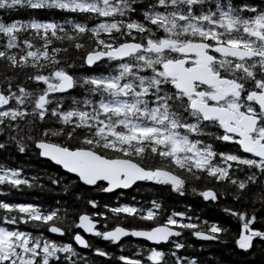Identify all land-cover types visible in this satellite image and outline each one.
<instances>
[{
  "label": "snow or ice",
  "instance_id": "1",
  "mask_svg": "<svg viewBox=\"0 0 264 264\" xmlns=\"http://www.w3.org/2000/svg\"><path fill=\"white\" fill-rule=\"evenodd\" d=\"M24 8L53 15L11 18ZM0 13V152L34 153L58 169L44 173L49 188L0 164V196L35 187L64 194L49 204L0 199V264H97L92 253L109 264L112 253L75 229L112 244L128 235L169 242L167 252L147 250L152 264H199L173 250L185 247L176 239L184 230L205 241L231 237L246 252L264 246V0H0ZM138 182L180 196L190 189L236 217L239 231L186 211L159 222L157 200L104 204L112 216L76 206L97 208L89 189ZM252 186L259 191L250 195ZM113 216L151 223L107 228ZM29 224L67 235L89 255L24 230Z\"/></svg>",
  "mask_w": 264,
  "mask_h": 264
},
{
  "label": "trees",
  "instance_id": "2",
  "mask_svg": "<svg viewBox=\"0 0 264 264\" xmlns=\"http://www.w3.org/2000/svg\"><path fill=\"white\" fill-rule=\"evenodd\" d=\"M0 15L3 14L0 13ZM49 15H53V13L34 11L24 8L12 13L11 18L19 20H28L32 17L44 19L48 18ZM54 15L57 19H63L67 14L56 12ZM25 38H29V34L27 32H22L20 34V39ZM2 42L3 38L0 37V43ZM32 42L37 45L40 43V41L37 39H33ZM13 51L17 50L13 49ZM0 164L12 168L20 167L23 170V175L26 177H37V180L35 181L37 185L44 184L49 188H54V186L48 184L47 177L44 175V173L47 171L50 174H54L56 171H58V169L49 166V163L46 160L40 159L34 153L25 155L19 154L14 150L0 152ZM61 174H63L62 171ZM192 186L197 187L198 189L200 188L199 184H194ZM208 186L215 187V185L211 183ZM57 191L58 190L48 192L47 190H42L39 187L23 188L19 191L13 189L8 192L7 196H0V199H4L6 202H32L49 204L52 203V197H55L56 200H60L64 195L63 193L57 194ZM88 191L89 198L97 200L98 204L97 208L93 209L90 205H86L82 201L78 202L76 206L80 210L86 212L105 211L107 215L112 216L113 214L108 213L107 209L103 208L104 204H109L110 207H113L118 203H128L127 201H129L130 198L133 199V197H135V201L132 200L131 202H134L138 208L146 207L147 205L145 202L147 201L157 200L158 202H162L163 209L160 212L159 222H163V220L166 218V215L173 211H186L188 216L199 217L201 222H215L223 224L230 230L231 233H238L239 231L240 221L236 217L229 216L228 214L221 211V208L217 207L214 202L209 203L204 201L202 197H200L197 193H193L190 189L187 190L183 196H180L176 193L168 191L167 189L153 187L150 183H140L133 187V189L129 192H125V190H117L112 193H103L98 189H89ZM255 191H259V188L257 186H252L250 189V195ZM139 198H141L140 202L136 203ZM119 200L121 202H119ZM222 204H226L233 208L240 207V205L233 204L230 199L222 201ZM188 205H191V208H188ZM2 211L3 210H0V212ZM103 219V217L100 218L101 221ZM115 222H119L125 227L145 226L151 223L132 219L126 216L123 219L117 220V218L113 216V219L108 222L107 228L113 227ZM193 222L197 221L193 219ZM259 226L260 225H257V227ZM99 228L100 230H106L102 224H100ZM24 230L32 231L34 235L43 233L44 236L57 241L72 242L73 247L82 256L89 255V250L79 247L74 241H70L67 235L58 236L49 233L44 229L43 225L29 224L24 226ZM75 230L79 231V229ZM176 239L178 242L185 244V247L182 249H173L176 254L188 258L195 256L199 264H264V246L258 245L254 247V249L246 252L237 248L232 242L231 237L228 238L226 243L205 241L192 236L190 234V230H184L182 236ZM88 241L93 246L100 247L112 253L110 257L103 258V260L108 261L109 264H125V262L119 261L118 259V257L121 255H126L130 258L141 260V264H152V262L148 260L147 250L151 247H156L152 246V244L145 239L134 240L131 238H125L119 242H116L115 244H112L101 237L94 236ZM121 244H123V248L120 247ZM159 247L167 252L170 248V244L169 242L161 243ZM91 258L96 259L97 264H101V258L96 257L94 253L91 254ZM166 259H169L171 264L170 257H166Z\"/></svg>",
  "mask_w": 264,
  "mask_h": 264
},
{
  "label": "flooded vegetation",
  "instance_id": "3",
  "mask_svg": "<svg viewBox=\"0 0 264 264\" xmlns=\"http://www.w3.org/2000/svg\"><path fill=\"white\" fill-rule=\"evenodd\" d=\"M208 131H211V132H214V133H217V134H220L221 132H222V130H218V129H216V128H210V129H208ZM217 147H219L221 150H235L236 149V145L235 144H233V143H230V142H221L220 143V145H216ZM221 146V147H220ZM137 184H140V182H138ZM136 184V185H137ZM135 185V186H136ZM135 186H133V187H135ZM133 187H132V189H133ZM132 189H123V190H125V192H129L130 190H132ZM118 190H122V189H118ZM112 193V192H111ZM132 197V196H131ZM133 199H129V201H127L128 203H133V202H131ZM140 200H141V198H139L138 200H137V202L136 203H138V202H140ZM142 200H143V198H142ZM119 202H121L120 200H119ZM99 226H100V223H98V228H99ZM111 228V227H110ZM79 231L82 233V234H85L84 232H83V230L82 229H79ZM86 235V234H85ZM86 237H87V239L89 240L90 238H92V237H94V235H86ZM125 238H131V239H134V240H137V239H135V238H133L131 235H128V236H125V237H123L121 240H123V239H125ZM120 240V241H121ZM140 240H142V239H140ZM117 242H119V241H117ZM149 242V241H148ZM150 243V242H149ZM152 244V246H156V247H159L160 245H157V244H153V243H151ZM161 248V247H160Z\"/></svg>",
  "mask_w": 264,
  "mask_h": 264
},
{
  "label": "water",
  "instance_id": "4",
  "mask_svg": "<svg viewBox=\"0 0 264 264\" xmlns=\"http://www.w3.org/2000/svg\"><path fill=\"white\" fill-rule=\"evenodd\" d=\"M118 189H116V190H114V191H117ZM113 191V192H114ZM97 227H98V224H97ZM52 234H54V233H52ZM82 234V233H81ZM86 235H92V234H90V233H85ZM85 234H82L84 237H85V239L87 240V237H86V235ZM54 235H58V236H61L60 234H54ZM123 238V237H122ZM121 238V239H122ZM133 238H135V239H145V238H142V237H133ZM146 240V239H145ZM150 243H153V244H156L155 242H151V241H149ZM161 243H167V242H161ZM79 247H81L82 248V246H79Z\"/></svg>",
  "mask_w": 264,
  "mask_h": 264
}]
</instances>
